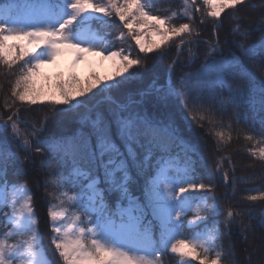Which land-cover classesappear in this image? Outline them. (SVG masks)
I'll return each instance as SVG.
<instances>
[{"label": "snow or ice", "instance_id": "1", "mask_svg": "<svg viewBox=\"0 0 264 264\" xmlns=\"http://www.w3.org/2000/svg\"><path fill=\"white\" fill-rule=\"evenodd\" d=\"M200 3L0 0V66L14 76L5 107H15L0 117V264H53L30 174L51 198L46 223L62 264H162L169 253L175 264H264V255L251 259L255 249H244L249 258L241 261L236 248L250 242L245 233L257 220L250 204L264 201V190L244 196L248 204L216 194L218 181L233 195L244 182L219 155L234 128L264 163V9L252 27L239 15L257 11L249 0ZM226 6L235 10L228 35L236 49L227 54L229 41L218 35ZM197 13L200 25L203 13L212 23L211 42L201 39L205 28L192 27ZM257 33L261 39L248 43ZM65 52L73 69L99 56L114 71L84 81L71 70L44 76ZM147 60L169 63L161 72ZM146 103L164 115H149ZM34 113L42 118L21 119ZM206 121L216 140L211 163L190 135L193 123L205 128ZM70 122L76 127L62 131ZM257 227L264 231V210ZM226 236L240 239L225 245Z\"/></svg>", "mask_w": 264, "mask_h": 264}, {"label": "trees", "instance_id": "2", "mask_svg": "<svg viewBox=\"0 0 264 264\" xmlns=\"http://www.w3.org/2000/svg\"><path fill=\"white\" fill-rule=\"evenodd\" d=\"M163 8H168L169 5H171L173 8L177 6V4L181 3V0H160ZM250 4H255L257 6V11L255 12H247V10L244 13H239V15L244 16L245 18L242 20V25L244 26H255L256 21L260 18L259 17V11L261 9H264V0H249ZM201 8H203V3L201 0V3L199 5ZM243 7V6H238ZM235 10L230 8H227L225 12L222 14L221 21H222V27L219 29V39L221 42L225 41L226 39L229 41L227 45H224L223 51L225 54H227L230 51H236L235 48L232 47L231 41L234 39L233 36L228 35L229 29L234 26V21L231 19V16ZM161 15H163V11H161ZM202 13L196 14V21L192 24V27H197L198 25L205 28L206 31L203 33L201 39L203 40H209L211 42V29H212V23L207 19L206 13H203L205 16V23L203 25H200V18ZM120 22L116 20V24L118 25ZM113 33L117 31V29H112ZM126 31V30H125ZM261 39V36L259 33L253 35L252 39L248 41V43H256ZM128 43L132 44L133 48V56L139 54L138 49L136 48L134 42L129 41ZM128 45L125 44L124 47H127ZM174 51V50H173ZM201 51H203V46L201 48ZM157 53H150L149 55H156ZM143 56V54H140ZM185 58H182V61ZM203 59L202 56L197 60V64L200 63V61ZM146 63L148 65L155 64L157 68L164 72L167 69V65L169 63V60H163V61H152L147 60ZM135 70V69H132ZM194 70V69H193ZM184 71L187 72L189 69H178L177 75L179 72ZM257 76L259 78L260 74L257 73ZM175 75L173 76V79L175 80ZM14 79V76H10L7 73V70L4 66H0V117H5L6 115L15 110V107H5V102L7 100L9 105H12L13 98L11 97V86H12V80ZM136 86L134 85L133 88ZM17 104L19 102H16ZM34 108L42 107V105H35ZM145 109L147 110L149 115H153L156 117H162L164 115L163 110L157 112L152 108V105L150 103L145 104ZM42 118V113H34L31 117H24L21 116V119L28 120L31 122L34 119ZM5 123V119H0V124ZM206 127L205 128H199L194 123L192 124V131H191V138L194 142H197L200 144L202 154L206 161L211 163L210 153L214 150L216 140L214 138L213 132L209 131L210 126L207 125V121L205 122ZM76 125L74 123H69V126L67 128H62V131L71 132L73 128H75ZM243 125H241V128ZM23 131V127L21 128ZM239 129L234 128L232 132V138L227 144L221 145V152L219 155L228 157L231 161V164L234 166L235 169V176L237 179L243 178L244 182L238 185L236 188L235 194L233 195L232 191V185L229 184L227 186V189L225 188L222 181H218V187L216 190V194L218 196H223L225 192L227 191L229 195V202H235L239 201L241 204H248L249 202L245 201L243 199L244 196L247 194H256L259 190H264V163H261L259 160L252 158L248 151L252 148V144L246 141L243 138L242 134H238ZM227 139V136H226ZM205 141H207V144L205 145ZM206 148V150H205ZM214 167V166H213ZM225 168H228V163L225 162L224 164ZM231 171V169L229 170ZM231 178V177H230ZM41 185L43 184V178H41L40 182ZM37 181L33 178V176L30 174L28 186L33 190L35 194V205H36V212L37 216L39 217V228L42 233L43 238V246L44 249L47 252L48 258L51 259L53 264H62V262L59 260L54 246L50 243V236L51 233L47 227V200L51 199L50 197L46 198L45 190L43 186H40L38 189L36 187ZM250 206L255 210V215L257 216V220L252 221L253 230L250 232L245 233V235L248 236L250 242L247 244L244 243H236L237 248V256L241 261H244L245 259L249 258L247 253L244 251V249L248 250H256V254L251 256V259L256 262L261 258V255H264V252H262V242H264V231H261L257 227V222L259 219V213L264 210V201H256L252 202ZM188 217L185 218L187 220ZM222 219V218H221ZM239 223V218H238ZM244 224H248L249 221L245 220L243 222ZM188 233H186L187 235ZM240 239L239 236H233V237H224V244L227 245L229 243V240L238 241ZM176 258L172 256V254H167L165 257L162 258V264H175ZM193 264H196V262H193Z\"/></svg>", "mask_w": 264, "mask_h": 264}, {"label": "rangeland", "instance_id": "3", "mask_svg": "<svg viewBox=\"0 0 264 264\" xmlns=\"http://www.w3.org/2000/svg\"><path fill=\"white\" fill-rule=\"evenodd\" d=\"M219 2L223 3L224 0H219ZM227 8L230 7L226 6L225 10ZM148 39L151 43L158 42V38L155 36H149ZM9 43H12V41H9ZM72 60V53L65 52L61 57L58 58L55 65L46 66L41 70V72L44 76L54 78L57 72L67 75L71 70L75 72L76 76L79 77L81 81H84L92 72L97 73L101 77H105L111 75L114 71L112 62L101 60L99 56L86 57V59L81 61L80 64L76 65L74 69L72 68Z\"/></svg>", "mask_w": 264, "mask_h": 264}]
</instances>
